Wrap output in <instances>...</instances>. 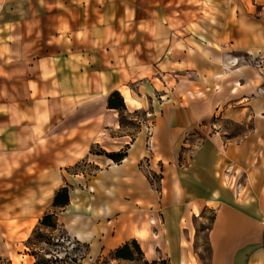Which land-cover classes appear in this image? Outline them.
<instances>
[{
  "label": "crops",
  "instance_id": "0c3cea01",
  "mask_svg": "<svg viewBox=\"0 0 264 264\" xmlns=\"http://www.w3.org/2000/svg\"><path fill=\"white\" fill-rule=\"evenodd\" d=\"M216 2L0 0V158L20 165L58 132L69 139L55 159L90 163L94 176L72 174L70 184L97 201L72 194L63 209L91 207L96 220L81 212L63 225L90 246L134 239L146 260L264 264V76L243 58L264 49V31L232 23L225 1L211 11ZM113 89L148 132H121L118 111L106 107ZM220 120L239 130L227 133ZM91 145L124 146V156L112 162ZM155 163L153 195L146 172ZM205 209L213 214L203 260L193 245Z\"/></svg>",
  "mask_w": 264,
  "mask_h": 264
},
{
  "label": "rangeland",
  "instance_id": "374dc122",
  "mask_svg": "<svg viewBox=\"0 0 264 264\" xmlns=\"http://www.w3.org/2000/svg\"><path fill=\"white\" fill-rule=\"evenodd\" d=\"M207 1L203 0L206 7H208ZM222 1H225L230 8L228 18L232 23L247 26L248 33L252 35L261 33L259 32L261 29L264 31V0H242L244 1L242 4L237 0H230V2L229 0H217L216 3H212L210 10L213 11L215 8L222 11ZM212 18L220 21L222 16L212 13ZM199 21L205 22L202 17H199ZM243 58L250 70L263 72L264 76V49L254 45L243 54ZM252 89L255 90V88ZM142 116L141 111L125 114L122 110L118 113L121 132H125L130 138L139 130L144 133L148 132L150 124H147L145 128L140 125ZM220 124L229 134H234L239 130L235 124L227 120H220ZM58 135L61 133L58 132L46 142L41 143L38 153L36 150L32 155L29 151L25 158L18 160V163H22L20 165L9 166L6 162L10 159L0 158V264H143V254L134 253L131 260L114 258V249L122 244L109 247L102 245L98 240L96 245L90 246L85 240L77 238L71 230L64 228L63 223L70 214H73L71 217L79 218L80 213L84 212L87 217L83 219L91 218L93 222L96 217H92L91 207L83 210L76 207L75 211L69 212L63 209L67 203L62 207L52 206L53 195L59 187L67 188V202L69 195L72 194L75 197L74 200L82 203L97 201V197L92 190L70 184L72 174L80 172L87 174V178L91 179V176L95 174V168L83 159L71 166H62L65 161L55 159V157H63L64 152L69 153L66 148L70 140L64 139V135ZM197 138V136L192 138V144L198 142ZM190 146L191 144L181 146V152L190 149ZM124 148L122 146L118 150H105L91 145L89 151L104 158L106 157L104 152L123 151ZM180 156L181 154L179 158ZM160 165L155 163L152 172H146L153 195L160 190L159 178L162 169ZM78 179L82 181L81 177ZM46 213L52 214L48 222L52 226L39 224L40 218ZM212 214L211 210L205 209L201 212V218L194 221L197 236L193 248L203 260L208 257L204 233L209 226ZM147 233L151 235L149 231H146ZM93 235L92 242L96 238L100 239V236L95 233ZM125 242L130 244V240Z\"/></svg>",
  "mask_w": 264,
  "mask_h": 264
},
{
  "label": "trees",
  "instance_id": "16d2710c",
  "mask_svg": "<svg viewBox=\"0 0 264 264\" xmlns=\"http://www.w3.org/2000/svg\"><path fill=\"white\" fill-rule=\"evenodd\" d=\"M106 107L107 108H113L120 113L122 110H124V103L122 100V97L118 90L113 89L111 90L107 96H106ZM106 157H108L112 162H119L123 156H124V150L123 151H116V152H110L106 153L104 152ZM68 194H67V188L65 186L59 187L52 198L51 205L54 207H62L67 203ZM50 213L44 214L40 220L39 224L43 226H52L51 224H48L50 218ZM141 254L142 251L134 239H130V244H127L126 242L122 243V245L116 247L113 251V257L114 258H122V259H128L131 260L133 258V254ZM143 264H167V261L165 259H154V260H146L144 258Z\"/></svg>",
  "mask_w": 264,
  "mask_h": 264
},
{
  "label": "built area",
  "instance_id": "2783aa9c",
  "mask_svg": "<svg viewBox=\"0 0 264 264\" xmlns=\"http://www.w3.org/2000/svg\"><path fill=\"white\" fill-rule=\"evenodd\" d=\"M262 249H263V259H264V223H263V242H262Z\"/></svg>",
  "mask_w": 264,
  "mask_h": 264
}]
</instances>
